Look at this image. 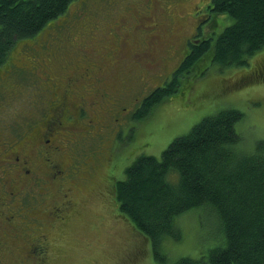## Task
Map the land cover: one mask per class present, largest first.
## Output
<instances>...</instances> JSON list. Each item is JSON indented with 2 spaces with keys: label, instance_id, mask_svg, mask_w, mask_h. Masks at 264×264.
I'll return each instance as SVG.
<instances>
[{
  "label": "rangeland",
  "instance_id": "1",
  "mask_svg": "<svg viewBox=\"0 0 264 264\" xmlns=\"http://www.w3.org/2000/svg\"><path fill=\"white\" fill-rule=\"evenodd\" d=\"M199 1L141 0L147 15L139 19L133 10H128L133 0H79L37 37L18 42L7 66L0 68V152H4L3 141L6 146L8 142L24 146V150L28 146L32 152L33 173L45 176L43 157L34 149L31 137L50 115V106L64 91L67 79L72 76L82 79L87 63L98 64L99 69L90 72L94 87H85L79 81L71 102L78 103L85 96L90 98V88H115L117 95L122 90L127 91L120 108L133 112L136 99L161 85L174 70L184 52L186 38L199 23L193 13ZM151 10L155 12L152 14ZM232 23L233 19L227 16H214L205 23L201 39L212 37L214 43ZM155 36H161L160 45L156 47L160 49L155 54H134L136 41L154 40ZM167 40L173 41L177 49L173 46L165 49ZM129 41L132 43L127 45ZM94 47L98 48V57L92 54ZM96 58L100 61L96 62ZM147 64L149 68L145 67ZM190 72L182 80L178 93L145 120L134 123L135 126L133 123L122 126L120 134L114 138L117 167L102 166L99 171L95 169V161L88 159L89 164L83 169V161L97 145L85 140V131L81 134L55 131L53 144L63 148L54 154L55 159L72 166L75 162H79L77 166L82 165L80 173L70 174L67 177L70 181H66V187L72 188V206L64 220H51L47 212L64 200L62 194L56 192L57 187L51 184L48 191L42 190L41 185H31L32 180H25L23 174L17 175L15 180L23 184L15 187L22 190L20 196L25 199L19 200L35 212L31 224L25 219V224L14 225L17 231L6 235L0 232V242L6 243L0 247L2 264H37L25 253L33 243H43L46 247L43 264H157L151 240L119 214L114 185L125 178L126 168L141 155L160 158L177 137L189 133L204 118L230 108L244 114L236 125L244 151L253 152L257 143L264 141V48L252 56L247 65L223 67L208 57ZM124 75L130 78L123 88ZM113 119L106 115L109 128L104 134H112L110 137L117 134L112 130ZM79 125L84 127L82 123ZM64 138L67 140L63 143L56 142ZM109 144L111 140L105 148ZM177 226L180 240L166 238L162 244L169 261L191 257L210 264L211 250L222 246L214 214L207 209H193L178 219ZM38 236H43V241L40 238L38 241Z\"/></svg>",
  "mask_w": 264,
  "mask_h": 264
},
{
  "label": "trees",
  "instance_id": "2",
  "mask_svg": "<svg viewBox=\"0 0 264 264\" xmlns=\"http://www.w3.org/2000/svg\"><path fill=\"white\" fill-rule=\"evenodd\" d=\"M77 1L0 0V68L18 42L37 37ZM210 8L233 23L214 43L206 37L191 44L190 55L164 87L137 101L136 120L176 95L199 61L209 57L223 67L243 66L264 48V0H211ZM243 117L230 108L204 118L160 158L137 157L114 185L119 214L151 240L157 264H202L191 257L170 262L162 250L166 238L180 240L178 219L193 209H207L219 224L222 246L211 250L210 264H264V141L253 152L243 150L236 131Z\"/></svg>",
  "mask_w": 264,
  "mask_h": 264
},
{
  "label": "flooded vegetation",
  "instance_id": "3",
  "mask_svg": "<svg viewBox=\"0 0 264 264\" xmlns=\"http://www.w3.org/2000/svg\"><path fill=\"white\" fill-rule=\"evenodd\" d=\"M133 2V5L128 8V10L130 12L133 10L135 17L143 19L144 15H147V12L144 8L145 3H142L141 0H138V2L133 0ZM210 4L211 0H200L196 5V9L193 13L194 17L199 20V23L195 27L194 33L186 38L185 43L183 44V48H185L184 52L181 53L177 64L174 66V70H172L170 75L162 81L161 87H164V83L166 82V80L171 78L172 73L175 72L177 68L185 62L186 57L190 55L192 51L191 44L198 45V43H201V41L205 39H201L203 29L206 26L205 23L212 20L215 16L211 12ZM153 6H156V4H154ZM157 10L158 9H156V11ZM130 12H127V15H129ZM154 12L155 11L153 10L150 11V13L152 14ZM161 29L162 28H160V30ZM174 29L176 32L179 31V27ZM81 34L82 36H85V32L81 31ZM160 39L161 36H155L154 40L143 39V41L141 42L136 41L137 45L134 46V54H155L157 49H160V47L156 48L160 45ZM167 41L168 45L165 49L172 48L174 42L171 40ZM126 43L128 45V43L132 42L129 41ZM173 48L176 47L173 46ZM96 50H98V48L94 47V49H92V54L94 53V55L98 57L99 55L97 54ZM114 53L117 54L116 51ZM97 60L95 61H100L99 59ZM160 62L158 61L157 63ZM149 66L150 64H147L145 67L149 68ZM96 68H98L97 63H93L91 65L87 63L83 73L81 74L82 79L73 76L67 79V86H65L64 91L59 95V98H56L53 101L50 106V115L44 120L43 126L36 132H34V135L31 137L30 141L33 144L34 149L39 151V153H41L43 157L42 162L46 169L45 176L37 175L36 172H34L35 174L33 173L34 167H32V152L31 149H28V146L27 149L24 150V146L19 147L18 144H11L9 142L6 146V141L2 142L1 146L4 147V152H0V232L2 234L6 235L8 233H13L15 230L17 231L18 228L14 225L25 224L27 222L25 221V219H27L29 223L33 220L32 213L35 212V210H32L30 207L28 208L26 206V208L25 206H23V200L25 199L20 196L22 190L18 187H15H21L23 184V182L15 180L17 175L23 174L25 180H28L29 182L32 180L31 185L33 183L38 184V186L41 185L42 190L48 191V187L51 184L57 187L56 192L61 193L64 200L61 202V204H59L58 206L55 205L52 210L48 211L47 217H49L51 220L53 218L54 221H62L65 219L64 216H66V214L68 213L67 210H70L72 206V200L70 199L72 188L69 186L66 187V181H70V179H68L67 177L70 174H72V176L79 174L82 165L83 169H86V166L89 164L88 159H92L95 161L97 167H95V169L99 171L102 166H107L109 168L117 167V165H115L114 157V138H116L117 135L120 134L123 125H127L128 123L129 125H131V123H133L132 125H134V123L139 124L141 121L145 120L143 119L138 121L135 119V115L133 114V112H129L126 107L120 108L122 106L120 101L122 99V96L127 93L126 90H122V92L117 95L115 91H113L115 88H103L102 90H93L92 88H90V90L88 91L90 93V98L85 96L82 97L78 101V103L71 102L70 97H72V94L76 92L75 87H77L79 81H82V84H84L85 87H94V83L92 82L93 78L91 77L90 72ZM129 78L130 77H128V75H124L122 77L121 84L123 85V88L125 83L128 82L127 80ZM136 100L138 101L139 98H137ZM106 115L112 116L114 118L112 130H116L117 134L115 135V137H110L112 134L109 133L104 134L109 128L106 120ZM80 123H82L84 127H81L79 125ZM58 130H60V132H62L63 130L70 133H74L75 131H77V133L80 134L85 131L87 132V135L83 136L85 140H89L95 143L97 145V148L87 157V159L83 161L81 166H77L79 162H75L73 166L70 163L66 164L65 161L58 162L55 159L54 154L60 153L63 150L61 145L55 143L53 144V142H55V138L53 137L57 134L55 131ZM65 140L67 139H58L56 142L63 143ZM109 140H111V145L109 144V146L105 148V144ZM106 149H108V152L110 150L108 157H106V154L108 153L106 152ZM105 163L106 165H104ZM53 196L54 194H52V197ZM19 198L23 200H19ZM62 213L63 216L61 215ZM22 218V222L19 223L18 220ZM39 225L41 226L43 224ZM39 238L43 241V236H38V241ZM45 239L46 237H44V240ZM4 245L6 246L5 242H0V247L3 248ZM25 253H27V258L35 260L37 264H43L46 260V247H44L43 243L31 244L28 247V250H25ZM24 257L26 258V256ZM0 264H2L1 249Z\"/></svg>",
  "mask_w": 264,
  "mask_h": 264
}]
</instances>
